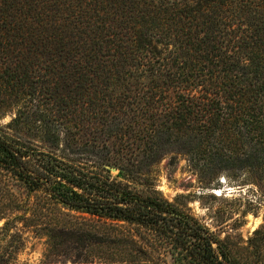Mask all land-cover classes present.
Listing matches in <instances>:
<instances>
[{"label":"trees","instance_id":"trees-1","mask_svg":"<svg viewBox=\"0 0 264 264\" xmlns=\"http://www.w3.org/2000/svg\"><path fill=\"white\" fill-rule=\"evenodd\" d=\"M7 115L0 170L64 208L135 227L83 231L84 249L244 264L149 175L184 155L205 180L248 174L264 194V0H0ZM31 128L54 147L63 135L79 161L22 140ZM248 244L264 264V215Z\"/></svg>","mask_w":264,"mask_h":264},{"label":"rangeland","instance_id":"rangeland-1","mask_svg":"<svg viewBox=\"0 0 264 264\" xmlns=\"http://www.w3.org/2000/svg\"><path fill=\"white\" fill-rule=\"evenodd\" d=\"M11 120V115L1 118L0 126ZM21 139L68 162L79 161L63 135L57 147L35 128L23 130ZM112 174L116 176L117 171L113 169ZM149 176L165 199L180 203L234 257L253 264L248 241L263 224L264 194L252 176L221 175L205 180L184 155L165 157L151 168ZM83 231L123 237L135 234V227L64 208L45 191H30L12 173L0 170V264H160L155 251L147 248L149 258L143 257L133 244L84 249L79 244Z\"/></svg>","mask_w":264,"mask_h":264}]
</instances>
